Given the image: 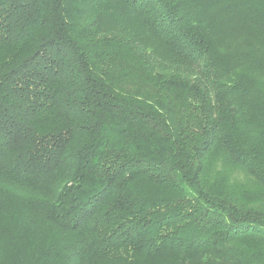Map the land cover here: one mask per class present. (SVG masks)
<instances>
[{"label":"trees","instance_id":"obj_1","mask_svg":"<svg viewBox=\"0 0 264 264\" xmlns=\"http://www.w3.org/2000/svg\"><path fill=\"white\" fill-rule=\"evenodd\" d=\"M0 264H264V0H0Z\"/></svg>","mask_w":264,"mask_h":264},{"label":"rangeland","instance_id":"obj_2","mask_svg":"<svg viewBox=\"0 0 264 264\" xmlns=\"http://www.w3.org/2000/svg\"><path fill=\"white\" fill-rule=\"evenodd\" d=\"M213 165L215 167L219 165V160L217 159V157L213 159ZM220 178H224L223 182L226 183L229 186L230 190L233 191L238 190L241 192L243 191V189H246L248 191V188L251 187L247 176L236 171H232L231 173V169L225 166L223 172L220 173Z\"/></svg>","mask_w":264,"mask_h":264}]
</instances>
